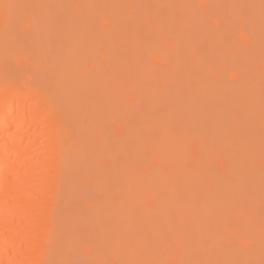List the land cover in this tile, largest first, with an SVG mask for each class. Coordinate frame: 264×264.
I'll return each instance as SVG.
<instances>
[{"label":"bare ground","instance_id":"1","mask_svg":"<svg viewBox=\"0 0 264 264\" xmlns=\"http://www.w3.org/2000/svg\"><path fill=\"white\" fill-rule=\"evenodd\" d=\"M262 232L264 0H0V264H264Z\"/></svg>","mask_w":264,"mask_h":264},{"label":"rangeland","instance_id":"2","mask_svg":"<svg viewBox=\"0 0 264 264\" xmlns=\"http://www.w3.org/2000/svg\"><path fill=\"white\" fill-rule=\"evenodd\" d=\"M28 53H29V52H28ZM29 55H30V54H29ZM249 206H250V205H249ZM246 207H247V205H246ZM246 207H245V208H246ZM251 208H252V211H253V207H252V206H251ZM249 211H251V210L249 209ZM262 233H264V232H262ZM262 235H263V234H262ZM260 237H262V236H260ZM262 238H263V237H262ZM238 241H241V240L239 239ZM261 241H262L263 243L260 244V245H262L261 247H263V246H264V241H263V240H261ZM261 241H259V243H260ZM232 242H234V241H232ZM232 242H231V243H232ZM242 242H243V241H242ZM259 243H258V244H259ZM241 244H242V243H241ZM241 244H238L237 246H239V248H240V247H241ZM246 245H247V244H246V242L244 241L242 246H246ZM259 247H260V246H258V248H259ZM239 248H238V249H239ZM242 249H243V248H242ZM242 251H243V250H242ZM231 253H232V252H231ZM246 257H247V256H246Z\"/></svg>","mask_w":264,"mask_h":264}]
</instances>
